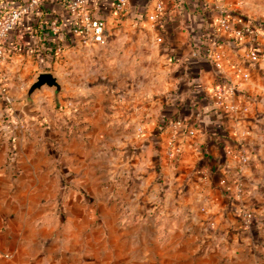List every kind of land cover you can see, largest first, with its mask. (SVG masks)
I'll return each mask as SVG.
<instances>
[{
  "label": "crops",
  "instance_id": "obj_1",
  "mask_svg": "<svg viewBox=\"0 0 264 264\" xmlns=\"http://www.w3.org/2000/svg\"><path fill=\"white\" fill-rule=\"evenodd\" d=\"M158 2L163 17L151 19ZM91 7L106 44L71 31L65 0H40L6 42L0 264H264V61L218 21L223 7L236 25L262 18L264 0H130L121 15L113 0ZM53 17L60 32L47 30L61 43L46 56L38 23ZM211 27L221 75L200 50ZM40 70L64 89L35 92L40 115L16 122L3 96L24 95ZM225 86L235 88L227 107L215 95ZM238 176L243 197L223 182ZM242 208L254 212L249 224Z\"/></svg>",
  "mask_w": 264,
  "mask_h": 264
},
{
  "label": "built area",
  "instance_id": "obj_2",
  "mask_svg": "<svg viewBox=\"0 0 264 264\" xmlns=\"http://www.w3.org/2000/svg\"><path fill=\"white\" fill-rule=\"evenodd\" d=\"M40 0H27L25 2L14 4L10 9L0 12V63L3 59L7 58V51L5 43L15 27L16 23L21 20V18L29 14L33 9L37 7ZM65 5L72 13L76 25L73 28V33L84 39L95 41L101 44H106L107 36L105 33L106 22L104 19L96 17L92 11L91 0H65ZM130 0H113V11L116 14H124L129 9ZM164 13V4L158 2L149 17L151 19H162ZM220 26L228 31L234 36L248 35L250 39L259 38L261 43H264V25L261 21L252 23L246 21L240 25L233 24V19L231 14L223 8H221V15L219 17ZM51 33L57 34L60 32V22L57 17L50 18ZM221 42L216 36L209 41V51L208 56L212 60L214 66L216 67L217 73L221 75L224 69V59L221 52ZM62 45H58V50H60ZM253 54V53H248ZM259 57L264 61V49ZM249 71H243V77H248ZM1 78V77H0ZM1 81V79H0ZM6 91V89L4 88ZM235 91L233 86L218 87L216 90L217 103L220 106H228L227 99L230 94ZM8 101V95H5ZM176 123H180L181 120L176 118ZM173 145V144H172ZM170 148V154H178L181 152L179 146H174ZM175 152V153H174ZM241 159L247 162L249 155L246 151H242ZM223 182L227 184L228 190H236L237 196L243 197L245 195V187L240 176L235 178L232 182H228L227 179H223ZM240 215L244 218L246 224H249L253 219L254 212L251 209L242 208L240 209Z\"/></svg>",
  "mask_w": 264,
  "mask_h": 264
},
{
  "label": "trees",
  "instance_id": "obj_3",
  "mask_svg": "<svg viewBox=\"0 0 264 264\" xmlns=\"http://www.w3.org/2000/svg\"><path fill=\"white\" fill-rule=\"evenodd\" d=\"M25 1H27V0H0V12H2L4 10H7V9H10L14 4H19V3H22V2H25ZM248 21H250L252 23H256V24H257L258 21H261L263 23V25H264V18L249 17ZM41 22H42L43 26L45 24H47V26L46 27L44 26L43 28H40L41 27V24H40ZM18 23H19V21L16 23L15 27L17 26ZM38 24H39L38 25V27H39V31L38 32H41L42 35H43L42 39L40 40L41 42L39 44V47H41L42 53L44 55L47 56V53H48L50 56H54L53 54H54L55 47H56V45L59 42L61 43V40H60L59 36H57L58 34L57 35H52L50 33V31L48 32L47 29L48 28L50 29V26H48V25H50V20L49 19L47 21H44V20L40 19ZM75 25H76L75 22L72 25H70L71 31H73V28H74ZM216 36H217V34L215 33V28L214 27L206 29V34H204L202 36V39L200 40V42H201L200 50L203 53L208 55L209 41H210V39H212V38H214ZM233 37H234L236 43L239 44V45L242 44L245 47V51H248V53L249 52L250 53H254L257 56H259L262 53L263 46L261 45V40L259 38L250 39L249 36L246 35V34L243 35V36H233ZM5 46H6V43H5ZM3 99H4L5 103H7V100H6L5 96H3ZM219 114H221L220 109H219ZM225 117L226 116L222 115L220 117L221 121L224 120ZM163 128H164V126H163Z\"/></svg>",
  "mask_w": 264,
  "mask_h": 264
},
{
  "label": "water",
  "instance_id": "obj_4",
  "mask_svg": "<svg viewBox=\"0 0 264 264\" xmlns=\"http://www.w3.org/2000/svg\"><path fill=\"white\" fill-rule=\"evenodd\" d=\"M52 89L56 98L59 97L61 91H63V83L61 77L54 70H40L35 74L34 80L27 88L26 93L23 95L26 99L24 108L29 110L34 105L33 95L38 90H42L44 87Z\"/></svg>",
  "mask_w": 264,
  "mask_h": 264
},
{
  "label": "rangeland",
  "instance_id": "obj_5",
  "mask_svg": "<svg viewBox=\"0 0 264 264\" xmlns=\"http://www.w3.org/2000/svg\"><path fill=\"white\" fill-rule=\"evenodd\" d=\"M264 18V17H262ZM263 50V49H262ZM254 54V53H253ZM3 65L7 63V58L5 57L2 61ZM2 63H0V65H2ZM3 69H4V66H3ZM38 72V71H37ZM36 72V73H37ZM5 73V74H4ZM9 75L5 72V70H3V72L1 71L0 73V79L1 80V83L4 84V83H7L9 81ZM32 81L34 80V77H35V74L32 75ZM32 83V82H31ZM29 81H27V84H26V91H27V88L30 86L31 84ZM8 85V84H6ZM5 87V84L3 85ZM46 87V86H45ZM37 93H42V92H37ZM5 95H8V101H7V105L9 106L10 108V111L12 112L11 113V117L12 119H14L16 122H19L20 120H22L23 118H25L26 116H22L23 114L27 115V116H39L40 115V111H37L36 109H34V106L33 105L29 110H26L24 107H21V106H17V101L21 100V101H25L26 103V99L25 97L22 95L20 96L19 98H15L10 92L6 91L5 92ZM60 104L56 103V105L53 103L52 107H50L49 109V112L47 114L50 115L51 112H57L59 111L60 109Z\"/></svg>",
  "mask_w": 264,
  "mask_h": 264
}]
</instances>
